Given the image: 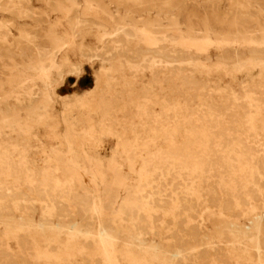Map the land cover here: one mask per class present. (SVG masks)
Here are the masks:
<instances>
[{"label":"rangeland","instance_id":"374dc122","mask_svg":"<svg viewBox=\"0 0 264 264\" xmlns=\"http://www.w3.org/2000/svg\"><path fill=\"white\" fill-rule=\"evenodd\" d=\"M262 118L264 0H0V264H264Z\"/></svg>","mask_w":264,"mask_h":264},{"label":"bare ground","instance_id":"6f19581e","mask_svg":"<svg viewBox=\"0 0 264 264\" xmlns=\"http://www.w3.org/2000/svg\"><path fill=\"white\" fill-rule=\"evenodd\" d=\"M112 2V1H111ZM185 2V1H184ZM145 3V2H144ZM209 3V2H208ZM211 4V3H210ZM209 4V5H210ZM212 5V4H211ZM173 6V5H172ZM175 6H176V4H175ZM190 6V5H189ZM204 6V5H203ZM206 6H207V4H206ZM212 7V6H211ZM30 8V7H29ZM183 8V7H182ZM181 8V9H182ZM185 8V7H184ZM213 8H215V6L213 7ZM172 9V8H171ZM181 9H179V10H181ZM192 9V8H191ZM216 9V8H215ZM214 9V10H215ZM143 10V9H142ZM213 10V11H214ZM140 11V10H139ZM228 11V10H227ZM136 12V11H135ZM161 12V11H160ZM160 12H158V13H160ZM211 12V11H210ZM178 13L180 14V11H178ZM133 14V13H132ZM163 14V13H162ZM172 14V13H171ZM184 14V13H183ZM213 14V13H212ZM233 14V13H232ZM231 14V15H232ZM250 14V13H249ZM222 15V14H221ZM156 16V15H155ZM171 16V15H170ZM169 16V17H170ZM180 16H181V14H180ZM235 16V15H234ZM164 17V16H163ZM220 17V16H219ZM236 17V16H235ZM214 18V17H213ZM233 18V17H232ZM236 18H238V17H236ZM223 19V18H222ZM234 19V18H233ZM239 19V18H238ZM135 20V19H134ZM167 20H169V18L167 19ZM224 20V19H223ZM243 20V19H242ZM233 21V20H232ZM244 21V20H243ZM179 22H180V20H179ZM172 24V23H171ZM237 24V23H236ZM250 24V23H249ZM75 25V24H74ZM170 25V24H169ZM238 25V24H237ZM166 26V25H165ZM175 26V25H174ZM239 26V25H238ZM242 26V25H241ZM103 27V26H102ZM104 28V27H103ZM242 28V27H241ZM246 28V27H245ZM248 28V27H247ZM8 29V28H7ZM173 29V28H172ZM197 29V28H196ZM249 32V31H248ZM247 32V33H248ZM8 33H10V32H8ZM37 35V34H36ZM38 37V36H37ZM36 38V37H35ZM39 45V44H38ZM191 45V44H190ZM23 47V46H22ZM38 48V47H37ZM5 50V49H4ZM21 51H23V50H21ZM2 53V52H1ZM158 63V62H157ZM238 63V62H237ZM250 104V103H249ZM249 107V106H248ZM249 115V114H248ZM250 116V115H249ZM247 117V116H246ZM251 118V117H250ZM263 119V118H262ZM250 120V119H249ZM264 120V119H263ZM259 121V120H258ZM185 122V121H184ZM249 123V122H248ZM178 124V123H177ZM183 125V124H182ZM251 125H254V124H251ZM250 125V126H251ZM259 126V125H258ZM255 127V126H254ZM260 127V126H259ZM169 128V127H168ZM181 128V127H180ZM159 129H161V127H159ZM173 129V128H172ZM257 130V129H256ZM173 131V130H172ZM183 131H185V130H183ZM156 132V131H155ZM164 132V131H163ZM160 133H161V131H160ZM166 133V132H165ZM185 134H183L182 135V143H183V150L184 149H187L188 150V146H189V144H190V142H191V137H190V134L189 133H186V132H184ZM257 133V132H256ZM155 134V133H154ZM194 135V134H193ZM206 135V134H205ZM161 136V135H160ZM258 136V135H257ZM153 139V138H152ZM159 139V138H158ZM258 139V138H257ZM259 140V139H258ZM150 141V140H149ZM172 141V140H171ZM199 141V140H198ZM260 141V140H259ZM160 142H162V141H160ZM204 142V141H203ZM169 143H171V142H169ZM194 143V142H193ZM238 143V142H237ZM152 144H153V141H152ZM128 145V144H127ZM164 145V144H163ZM237 145H239V144H237ZM135 146V145H134ZM161 146H162V144H161ZM262 146V145H261ZM264 146V145H263ZM148 147V146H147ZM170 147V146H169ZM175 147V146H174ZM193 147V146H192ZM237 147H239V146H237ZM116 148V147H115ZM159 148V147H158ZM171 148V147H170ZM202 148V147H201ZM144 149V148H143ZM160 149V148H159ZM158 149V150H159ZM164 149V148H163ZM173 149V148H172ZM129 150H131V149H128V152H129ZM204 150V149H203ZM202 150V153L204 152ZM114 151V150H113ZM126 151V150H125ZM138 151V150H137ZM142 151V150H141ZM151 151V150H150ZM171 151V150H170ZM175 151V150H174ZM179 151V150H178ZM189 151V150H188ZM260 151H261V149H260ZM122 152H123V150H122ZM127 152V151H126ZM157 152V151H156ZM196 152V151H195ZM114 153H115V151H114ZM113 153V154H114ZM132 153H134V152H132ZM139 153H140V150H139ZM263 153V152H262ZM137 154V153H136ZM133 155L132 157H130V160L128 161V165L130 166V168L132 167V168H134V169H137L139 172L142 170V168H141V166H144L143 164H145L144 163V161L147 159V155H148V152H143V153H140V154H137V155ZM152 154V153H151ZM150 154V155H151ZM193 154V153H192ZM223 154V153H222ZM119 155V154H118ZM155 155H156V153H155ZM158 155V154H157ZM175 156H176V158H178V160H183V162L186 164V165H188V164H193V163H197L198 161H199V159H198V157L196 158V157H194V156H192L191 154H189V152H186V151H183V153H180V156L178 157V155L179 154H174ZM194 155V154H193ZM205 155V154H204ZM240 155V154H239ZM263 155V154H262ZM200 156V155H199ZM241 156V155H240ZM124 157H126V156H124ZM156 157V156H155ZM235 157H237V156H235ZM242 157V156H241ZM240 157V158H241ZM207 158H208V156H207ZM231 158V157H230ZM229 158V159H230ZM71 159V158H70ZM159 159V158H158ZM174 159V158H173ZM238 159V158H237ZM243 159V158H242ZM106 160V159H105ZM262 160V159H261ZM173 161V160H172ZM238 161V160H237ZM246 161V160H245ZM263 161V160H262ZM210 162V161H209ZM229 162V161H228ZM244 162V161H243ZM181 163V162H180ZM222 163V162H221ZM230 163V162H229ZM240 163V162H239ZM247 163H248V161H247ZM179 164V163H178ZM240 164H242V163H240ZM246 164V163H245ZM244 164V165H245ZM250 163H248V165H249ZM253 164V163H252ZM183 165V164H182ZM197 165V164H196ZM210 165V164H209ZM221 165V164H220ZM239 165V164H238ZM247 165V164H246ZM247 165V166H248ZM185 166V165H184ZM191 166V165H190ZM197 166H200V165H197ZM196 166V167H197ZM235 166H237V165H235ZM251 166V165H250ZM112 167V166H111ZM145 167V166H144ZM152 167V166H151ZM155 167V166H154ZM238 167V166H237ZM246 167V166H245ZM146 168V167H145ZM199 168V167H198ZM241 168H243V165L241 166ZM247 168V167H246ZM257 168V167H256ZM67 169V168H66ZM148 169V168H147ZM155 169V168H154ZM153 169V170H154ZM182 169V168H181ZM184 169V168H183ZM195 169H197V168H195ZM238 169V168H237ZM244 169V168H243ZM242 169V170H243ZM249 169V168H248ZM255 169V168H254ZM145 170V169H144ZM143 170V171H144ZM236 170V169H235ZM66 171V170H65ZM120 171V170H119ZM142 171V172H143ZM147 171H150L149 169L147 170ZM201 171V170H200ZM234 171V170H233ZM237 171H239V173H240V168L237 170ZM0 172H2V171H0ZM73 171H71V173H72ZM146 172V171H145ZM68 173V172H67ZM133 173V172H132ZM149 175H150V173H153V171L152 172H147ZM146 173V174H147ZM168 173V172H167ZM189 173V172H188ZM191 173V172H190ZM248 173V172H247ZM250 173V172H249ZM8 174V172L7 173H5V175H7ZM113 174V173H112ZM174 174V173H173ZM245 174V173H244ZM2 175V174H1ZM48 175V174H47ZM65 175V174H64ZM74 176H75V174H73ZM148 175V176H149ZM177 175V174H176ZM204 175V174H203ZM236 175V174H235ZM247 175V174H246ZM252 175V174H251ZM251 175H249V177L248 178H250V176ZM259 175V174H258ZM3 176V175H2ZM114 176V175H113ZM142 176V175H141ZM207 176V175H206ZM233 176V175H232ZM9 177V176H8ZM19 177V176H18ZM238 177V176H237ZM241 177V176H240ZM239 177V178H240ZM1 178V177H0ZM5 178H6V176H5ZM74 178V177H73ZM132 178V177H131ZM231 178V177H230ZM243 178V177H242ZM120 179V178H119ZM109 180H111V179H109ZM142 180V179H141ZM146 180V179H145ZM248 180V179H247ZM3 181V180H2ZM7 181V180H6ZM149 181V180H148ZM151 181V180H150ZM154 181V180H153ZM246 181V180H245ZM251 181V180H250ZM16 182V181H15ZM73 182V181H72ZM110 182V181H109ZM128 182V181H127ZM131 182V181H130ZM141 182H143V181H141ZM141 182H140V184H141ZM238 182H240V180L238 181ZM3 183V182H2ZM27 183H28V181H27ZM45 183V182H44ZM121 183V182H120ZM225 184H226V182H224ZM246 183V182H245ZM49 184V183H48ZM68 184V183H67ZM193 184V183H192ZM254 184V183H253ZM23 185V184H22ZM74 185V184H73ZM147 185V184H146ZM231 185V184H230ZM246 185V184H245ZM56 186V185H55ZM82 186V185H81ZM121 186V185H120ZM8 187V186H7ZM6 187V188H7ZM45 187V186H44ZM127 187V186H126ZM197 187V186H196ZM243 187L244 186H242V189H243ZM142 188V187H141ZM144 188V187H143ZM147 188H149V186L147 187ZM146 188V189H147ZM225 188V187H224ZM145 189V188H144ZM150 189V188H149ZM253 189H254V187H253ZM110 190V189H109ZM143 190V189H142ZM140 191L141 190H139V193H140ZM144 191V190H143ZM149 191V190H148ZM150 191H151V189H150ZM14 192V191H13ZM76 192V191H75ZM142 192V191H141ZM153 192V191H152ZM171 192V191H170ZM173 192V191H172ZM238 192V191H237ZM50 193V192H49ZM135 193V192H134ZM133 193V194H134ZM154 193V192H153ZM260 193V192H259ZM41 194V193H40ZM129 194V193H128ZM137 194V193H136ZM144 194V193H143ZM115 195H118L117 196V198H116V202H118V204L120 203L122 206H123V208H126L127 210H129V211H131L133 208H135V207H137V204L139 203L135 198H131V196H130V198L131 199H129V198H127V197H120L119 196V193H117V192H115ZM140 195V194H139ZM145 195V194H144ZM149 195V194H148ZM262 195V194H261ZM42 196V195H41ZM171 196H174V197H176L175 195H171ZM45 197V196H44ZM47 197V196H46ZM148 197V196H147ZM200 197V196H199ZM245 197V196H244ZM42 198V197H41ZM50 198V197H49ZM143 199L145 198V197H142ZM149 198V197H148ZM153 198V197H152ZM172 198V197H171ZM170 198V199H171ZM146 199V198H145ZM163 199V198H162ZM177 199V198H176ZM4 200V199H3ZM63 200V199H62ZM140 200V199H139ZM167 200V199H166ZM263 200V199H262ZM60 201V200H59ZM76 201H78V200H76ZM157 200H155V202H156ZM172 201V200H171ZM80 202L82 203V205H83V207L84 208H90V210L94 213V214H97V215H99V214H101V212H102V210H103V208H102V205L101 204H99V202H97V197H95V196H93V197H91L89 200L88 199H81L80 200ZM167 202V201H166ZM162 203V202H161ZM169 203V202H168ZM237 203V202H236ZM147 204H148V202H147ZM171 203H169V205H170ZM261 204V203H260ZM79 205V204H78ZM77 205V206H78ZM121 205H120V207H121ZM143 205V204H142ZM145 205H146V203H145ZM149 205V204H148ZM172 205V204H171ZM223 205H225V204H223ZM117 206V205H116ZM177 206V205H176ZM250 206V205H249ZM149 207V206H148ZM151 207V206H150ZM170 207V206H169ZM140 207H138V209H139ZM145 208V207H144ZM143 208V209H144ZM152 208V207H151ZM150 208V209H151ZM154 208V207H153ZM173 208V207H172ZM182 208H184V206L182 207ZM137 209V208H136ZM156 209V208H155ZM170 209V208H169ZM168 209V210H169ZM83 210V209H82ZM120 210V209H119ZM141 210V209H140ZM159 210V209H158ZM164 210H166V209H164ZM141 211H143V210H141ZM160 211V210H159ZM163 210L161 209V212H162ZM118 212V211H117ZM137 212H138V210H137ZM140 212V211H139ZM166 212H168V211H166ZM8 213V212H7ZM119 213V212H118ZM154 213V212H153ZM164 213V212H163ZM141 214V213H140ZM145 214V213H144ZM86 215V214H85ZM187 215V214H186ZM87 216V215H86ZM138 216V215H137ZM83 217V216H82ZM172 218V217H171ZM83 219V218H82ZM187 219V218H186ZM204 220H206V219H204ZM135 221V220H134ZM114 224V223H113ZM204 224H205V222H204ZM252 225V224H251ZM114 226V225H113ZM116 226V225H115ZM132 227V226H131ZM98 228V227H97ZM120 228V227H119ZM204 229V228H203ZM120 230H122V229H120ZM72 235V234H71ZM16 236V235H15ZM95 236L97 237V240H98V243H96L97 245H98V253H100V255H101V257H102V259H104L105 261H106V263L107 264H118V256H117V252H115V246H114V243H113V238L111 237V236H109V234L106 232V229H105V227L103 226V225H101L100 224V226H99V229L97 230V232L95 233ZM167 239V238H166ZM173 240V239H172ZM151 241V240H150ZM232 241V240H231ZM236 243V242H235ZM77 244V243H76ZM76 246V245H75ZM134 246V245H133ZM230 247V246H229ZM72 248V247H71ZM78 249H79V246L77 247ZM80 249H81V247H80ZM257 249V248H256ZM73 250V249H72ZM94 250V249H93ZM75 251H79V250H75ZM83 251V250H82ZM74 252V251H73ZM78 253V252H77ZM84 253V251L82 252V254ZM90 253V252H89ZM229 253V252H228ZM227 253V254H228ZM81 254V255H82ZM176 254V253H175ZM92 255V254H91ZM97 255V254H96ZM99 255V254H98ZM230 255V254H229ZM258 254L256 253V256H257ZM230 257V256H229ZM212 258V257H211ZM142 259V258H141ZM258 259V258H257ZM143 260V259H142ZM233 260V259H232ZM88 261V260H87ZM131 261V260H130ZM133 261H134V259H133ZM140 261V260H139ZM182 261V260H181ZM132 262V261H131ZM136 262V261H135ZM234 262H236V261H234ZM246 262V261H245ZM59 263V262H58ZM63 263V262H62ZM68 263H70V262H68ZM68 263H66V264H68ZM75 263V262H74ZM89 263V262H88ZM102 263H103V260H102ZM90 264V263H89ZM130 264V263H129ZM140 264V263H139ZM255 264V263H254ZM259 264V263H258Z\"/></svg>","mask_w":264,"mask_h":264}]
</instances>
